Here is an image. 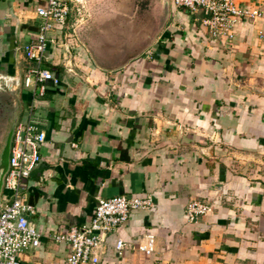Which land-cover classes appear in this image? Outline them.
<instances>
[{
	"label": "crops",
	"instance_id": "0c3cea01",
	"mask_svg": "<svg viewBox=\"0 0 264 264\" xmlns=\"http://www.w3.org/2000/svg\"><path fill=\"white\" fill-rule=\"evenodd\" d=\"M63 1L44 60L60 83L36 95L23 47L47 0H0V158L18 123L46 134L22 184L41 244L21 264H66L53 235L89 224L99 199L143 194L153 208L110 237L100 264H264V17L226 44L204 41L174 0ZM237 2L264 12V0ZM10 198L0 183V211ZM193 200L211 212L189 221Z\"/></svg>",
	"mask_w": 264,
	"mask_h": 264
},
{
	"label": "built area",
	"instance_id": "2783aa9c",
	"mask_svg": "<svg viewBox=\"0 0 264 264\" xmlns=\"http://www.w3.org/2000/svg\"><path fill=\"white\" fill-rule=\"evenodd\" d=\"M174 4L196 18L200 25L199 35L206 42L229 44L235 40L239 24L264 17L261 9H244L237 0H174ZM70 10L63 0H47L45 6L37 9L41 19L37 40L23 47L26 58L33 62L25 75V86L32 88L36 95L44 93V83H60L54 73L44 67V60L51 32L56 25L67 24ZM45 142L46 134L32 120L18 123L13 131L9 169L4 178V187L11 193V198L0 211V264H21L20 255L41 244V231L29 218L36 209L29 203L22 184L42 161L40 150ZM154 203L151 194L99 199L89 224L72 227L67 233L55 234L52 238L70 247L66 264H100L98 252L110 237L135 212L150 210ZM210 212L208 203L193 200L188 204L186 217L196 221ZM155 244V238L149 236L141 251L152 255ZM125 246V241L119 237L115 244L119 256Z\"/></svg>",
	"mask_w": 264,
	"mask_h": 264
},
{
	"label": "water",
	"instance_id": "95a60500",
	"mask_svg": "<svg viewBox=\"0 0 264 264\" xmlns=\"http://www.w3.org/2000/svg\"><path fill=\"white\" fill-rule=\"evenodd\" d=\"M12 136H13V132L11 133L9 142L0 158V183L2 186L4 185V178L9 169V159H10Z\"/></svg>",
	"mask_w": 264,
	"mask_h": 264
}]
</instances>
